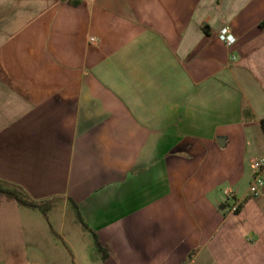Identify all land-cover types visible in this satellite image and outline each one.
<instances>
[{
  "label": "crops",
  "instance_id": "crops-1",
  "mask_svg": "<svg viewBox=\"0 0 264 264\" xmlns=\"http://www.w3.org/2000/svg\"><path fill=\"white\" fill-rule=\"evenodd\" d=\"M262 119L264 0H0V181L104 264H264Z\"/></svg>",
  "mask_w": 264,
  "mask_h": 264
},
{
  "label": "rangeland",
  "instance_id": "rangeland-1",
  "mask_svg": "<svg viewBox=\"0 0 264 264\" xmlns=\"http://www.w3.org/2000/svg\"><path fill=\"white\" fill-rule=\"evenodd\" d=\"M245 170L240 191L249 188L251 162ZM100 256L73 206L56 205L44 213L0 193V264H104Z\"/></svg>",
  "mask_w": 264,
  "mask_h": 264
},
{
  "label": "built area",
  "instance_id": "built-area-1",
  "mask_svg": "<svg viewBox=\"0 0 264 264\" xmlns=\"http://www.w3.org/2000/svg\"><path fill=\"white\" fill-rule=\"evenodd\" d=\"M219 39L227 46H233L236 43V37L231 32L229 26H223L219 32ZM252 176L248 191L257 197L263 193L264 188V156L255 158L251 162ZM229 213H236L241 205V200L237 198L235 190L226 191Z\"/></svg>",
  "mask_w": 264,
  "mask_h": 264
},
{
  "label": "trees",
  "instance_id": "trees-1",
  "mask_svg": "<svg viewBox=\"0 0 264 264\" xmlns=\"http://www.w3.org/2000/svg\"><path fill=\"white\" fill-rule=\"evenodd\" d=\"M261 123H262L263 129H264V119H262ZM0 193L8 196L11 199L16 200L22 206L40 209L44 213H46L50 208L49 204L43 205L42 203H38L37 201L29 199L27 197L28 194L22 188H20L18 186L7 187V186H5V183L3 181H0ZM77 214H78L79 220L83 223L85 228L89 229V231L92 235L93 241H94L95 248L97 249V251L101 255V258L103 260H106L108 258L107 249L101 243L99 235L93 229H91L89 227V225L82 218L79 211H77Z\"/></svg>",
  "mask_w": 264,
  "mask_h": 264
}]
</instances>
